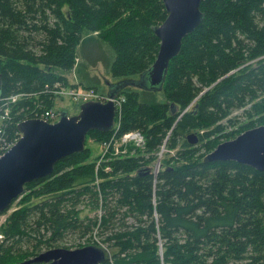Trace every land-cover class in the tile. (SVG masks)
I'll return each instance as SVG.
<instances>
[{"label":"trees","instance_id":"obj_1","mask_svg":"<svg viewBox=\"0 0 264 264\" xmlns=\"http://www.w3.org/2000/svg\"><path fill=\"white\" fill-rule=\"evenodd\" d=\"M200 9L203 20L169 62L160 91L167 102L143 99L148 92L155 97L154 91L119 93L118 136L141 131L146 152L164 140L173 150L188 132L203 140L240 108L264 124V0H202ZM166 16L162 0H0V98H9L12 108L5 135L19 136L20 120L51 106L56 83L67 84L56 71L71 70L79 51L86 65L106 61L115 79L146 71L160 44L153 27ZM102 43L111 47L112 60L102 54ZM109 132L90 130L86 138L101 143ZM193 146L184 141L178 151L183 161L164 160L155 176L152 170L139 175L148 167L143 157L97 167V161L84 163L91 152L84 146L62 158L52 174L25 184L50 195L11 213L0 264L16 261L14 246L28 236V227L39 238L25 249L30 256L42 244L57 247L67 231L82 237L95 231L98 247L106 248L100 264H264V171L235 161L189 159ZM81 203L100 213L80 219Z\"/></svg>","mask_w":264,"mask_h":264},{"label":"water","instance_id":"obj_2","mask_svg":"<svg viewBox=\"0 0 264 264\" xmlns=\"http://www.w3.org/2000/svg\"><path fill=\"white\" fill-rule=\"evenodd\" d=\"M201 1L162 0L167 16L161 24L153 27L160 40L154 62L138 78L107 82L109 99L106 102L87 101L80 105L78 114L71 116L62 110L55 123L41 119H26L18 123L21 136L0 157V213L9 209L12 201L23 193L25 184L52 174L54 165L67 155L82 152L90 130L106 132L113 128L115 105L111 98L116 97L127 85L149 91L162 89L169 62L179 53L183 38L204 18L200 9ZM186 140L194 145L198 142V135L190 132ZM203 161H235L264 171V124L218 143L204 156ZM150 170V167H143L139 175ZM105 257V251L95 245L75 249L54 247L14 264H100Z\"/></svg>","mask_w":264,"mask_h":264},{"label":"rangeland","instance_id":"obj_3","mask_svg":"<svg viewBox=\"0 0 264 264\" xmlns=\"http://www.w3.org/2000/svg\"><path fill=\"white\" fill-rule=\"evenodd\" d=\"M90 34L88 33L87 36ZM29 46L30 48H36V45H34V41H29ZM103 44V43H102ZM101 52L103 55H105L106 60H112L114 57V53L111 50V47L109 46L108 43L101 45ZM97 52V51H96ZM81 51L78 52V62L77 64L69 71H61L57 70L56 72L61 75H66L68 79L71 81H68L66 78V83L68 86L72 87H81L88 86V87H95L98 88L102 92L107 91V83L106 82H114L118 79H115L112 74L109 72V68L106 66V61L101 60L95 64H89L81 58ZM255 60H251L247 63H252ZM244 66V65H243ZM242 66H239L241 68ZM77 79V81H72L74 79ZM92 78V79H91ZM73 84V85H72ZM106 84V85H105ZM127 88L124 89L125 92H131V91H136L137 88L133 85H127ZM203 92V91H202ZM201 94H199L197 97H195L187 106L186 110L190 111L192 109L193 104L195 101L198 99V97ZM143 99L155 103V102H167L166 98L162 94V92H157L155 93V97L150 93H146L143 97ZM51 106H44V107H55L57 110H66L70 115L78 114L80 112V105L75 102H73L70 98L67 96L63 98L62 96H52L51 97ZM41 106V104L39 105ZM12 108L9 106V110ZM245 108H240L232 111L228 117L224 118L221 123L223 126V129L218 132H213L210 134L209 137H204L203 140H199L192 148L188 149H197L195 153L189 158L192 160H197L200 159L201 157L203 158L207 153L212 151L215 146L218 143H221L222 141L232 139L236 137L238 134L243 132V130L249 129L253 126L263 124L261 121L256 120L258 117L257 116H247L244 112ZM215 125H212L209 130H200L199 133H203L204 131H211ZM189 133V132H188ZM187 134V133H186ZM184 135L183 139H179L178 145L175 149H170L167 146L166 140L162 142V144L156 149L157 151L155 152H146L145 151V146L137 148V149H131L129 151V154L131 157H143L144 160H146L147 165L152 168H157L159 164L162 166V162L167 159H172L173 164H178L181 163L183 158L179 156L178 151L183 150L184 148L182 147V143L186 141ZM169 136V135H168ZM212 142L213 146L209 149H207L206 145ZM188 143V142H187ZM207 143V144H206ZM189 144V143H188ZM206 144V145H205ZM193 145V144H189ZM85 147H90L91 152H89V157L88 159L85 160L84 163H92L93 161H97L98 156L101 155V144L97 143L96 139L88 136L85 139ZM153 156L154 158H150ZM152 159V160H149ZM160 166V167H161ZM109 170V169H107ZM38 186L36 187H30V188H24L23 193L18 196V198L14 201H12L9 209H7L4 213L0 214V241L4 240V231L7 229L10 221H9V216L11 213L16 210V209H25L31 206L32 204L41 201L42 199L48 197L50 194H37L35 191H37ZM41 193V192H40ZM77 209H79L78 216L80 219H84L86 217H93L96 213H100L99 210L93 209L90 206H85L83 203L79 204L77 206ZM125 220V218H124ZM134 218H126V223H131L133 222ZM31 225V224H30ZM32 227H35V225L32 224ZM27 234L28 236L23 237L22 240L19 243H16L14 246V251L16 257H15V262H21L27 258L33 257L37 255V253L33 256H30L29 254H26L25 249H32V247L35 245V243L39 240L35 234H33L32 230L30 227L27 228ZM7 238V237H6ZM8 239V238H7ZM100 236L97 232H93L92 234L85 235V237H82L79 235V232H71L67 231L63 234V237L60 240H57L56 244L57 247H64V248H69V249H75V248H80L82 246H87V245H97L98 241H100ZM11 239H8V241ZM10 241V242H11ZM14 245V244H13ZM44 244H42L40 247H42L41 251L47 250L46 248H43ZM98 246V245H97ZM102 249L106 248L101 245L100 246ZM39 252V253H40ZM24 258L23 256H28ZM43 264V263H41Z\"/></svg>","mask_w":264,"mask_h":264},{"label":"built area","instance_id":"obj_4","mask_svg":"<svg viewBox=\"0 0 264 264\" xmlns=\"http://www.w3.org/2000/svg\"><path fill=\"white\" fill-rule=\"evenodd\" d=\"M69 96L75 103H81L88 100H99L105 101L107 98L104 94L99 93L98 91L88 88V89H75L67 86H61L59 83H56L52 96ZM12 101L16 97H10ZM0 98V157L8 150L10 147L17 141L18 136L14 135L13 138L8 137L3 132L5 123L9 120L10 110L8 106V100L2 101ZM123 99H114V102L117 107L118 116L121 110ZM38 107V106H37ZM36 107V108H37ZM58 113L54 112L52 108L43 107L41 111H35L32 114V118H39L45 121H52L58 117ZM119 124H116V127L110 137L103 141L102 143V154L97 162V167L102 162H107L115 159H124L129 157L128 145L140 146L144 144V136L140 131H130L118 136ZM110 168L107 166L105 170ZM159 166L153 170L154 176L159 172Z\"/></svg>","mask_w":264,"mask_h":264},{"label":"crops","instance_id":"obj_5","mask_svg":"<svg viewBox=\"0 0 264 264\" xmlns=\"http://www.w3.org/2000/svg\"><path fill=\"white\" fill-rule=\"evenodd\" d=\"M64 75V74H63ZM65 76V78H67L66 77V75H64ZM68 79V78H67ZM68 81H71L70 79H68ZM72 81H77V79L75 78L74 80H72ZM73 85V84H72Z\"/></svg>","mask_w":264,"mask_h":264},{"label":"flooded vegetation","instance_id":"obj_6","mask_svg":"<svg viewBox=\"0 0 264 264\" xmlns=\"http://www.w3.org/2000/svg\"><path fill=\"white\" fill-rule=\"evenodd\" d=\"M200 140V136L198 135V141ZM187 141V140H186ZM197 143V142H196Z\"/></svg>","mask_w":264,"mask_h":264},{"label":"bare ground","instance_id":"obj_7","mask_svg":"<svg viewBox=\"0 0 264 264\" xmlns=\"http://www.w3.org/2000/svg\"><path fill=\"white\" fill-rule=\"evenodd\" d=\"M28 259V258H27Z\"/></svg>","mask_w":264,"mask_h":264}]
</instances>
